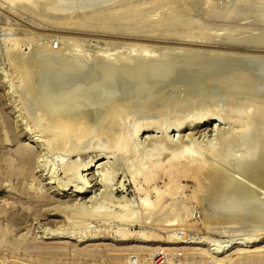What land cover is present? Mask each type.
Here are the masks:
<instances>
[{
    "label": "rangeland",
    "instance_id": "rangeland-1",
    "mask_svg": "<svg viewBox=\"0 0 264 264\" xmlns=\"http://www.w3.org/2000/svg\"><path fill=\"white\" fill-rule=\"evenodd\" d=\"M12 1H13V3H12ZM21 1H24V2H21ZM39 1H40V3H39ZM125 1H126V4L124 3ZM125 1H118V2L114 3L113 6H115V10H116V8L122 10V8L123 9H127V8L133 9V8L137 7L138 9L143 8L147 11V9L150 10L153 7L155 8L156 5L158 4V3H156L157 1H155V0L154 1L149 0L150 3H148V0H129V2H131V3H129L127 0H125ZM253 1L254 0H208V1L207 0H190V1L189 0H173V1L164 0L161 2L164 3L163 4L164 6L162 9L165 10V15H164V11L162 9L161 10L158 9L157 12H156V8H155V10L151 9L150 11H147L149 13L148 17H150V15L151 16L154 15L153 17H155V18L157 17V19H158V17H159V19L162 18L163 24L161 23L162 21H160L161 25L160 24H158L157 26L155 25L156 27L153 25H149V26L150 27L152 26L151 30L156 28L154 30H157L158 32L162 33V32H164V30L169 31V29H170V31H171V29L173 30V29L177 28L180 25V22L183 21L184 18H185L184 20L192 18V19H197V20H201L204 22L206 21L207 23L206 22L205 23L207 26L204 29H206L207 32L208 31L209 32H220L222 30V27L226 26L224 24L228 25V21H236L242 25L250 22L249 23L250 25L249 24L248 25L246 24V25L251 26V24H252V26L254 28L252 26L247 27L246 25L244 27V25H243V28L240 27L242 29L241 30L242 32H240L241 34H240L239 38L243 41L245 38V40L248 41L247 38H249V36H250V37H252V38H249L250 42L256 43V40L258 39L257 43H260V42L263 43L262 41L264 40V25H261L260 22H258L257 20H252L254 18L253 17L254 15H252V13H248L251 15L250 16L247 14V11H246V9L248 10V8L251 6L250 3H252ZM260 1L264 2V0H260ZM35 2H37L38 4L36 5ZM43 2H45V4H42ZM51 2H53V1L52 0H45V1L44 0H38V1L34 0V3H33V0H19V2L17 0H11V1L10 0H0V259H1L0 264H12V262L14 260H16V259H13L14 257L12 259H11V257H9V259H7L6 261L2 260L3 256L8 257V256H11L12 254H17L20 257V259L17 258V261H21V262H26L30 259L31 260L42 259L44 261H50V262L51 261H58L59 263L62 262V264H140L138 262V260L140 261L142 255L146 254V253H148L150 258L152 259L150 264H215L214 259H212V260L210 259L209 261H207L206 259H204L203 254L198 253V250H197V252L195 251V249L192 250L193 247L200 246L199 244H189V243H178L177 244V243L168 242L169 239L181 240V239H185V238L187 239V237H190V236L193 237L194 240L195 239L196 240H206V237L209 236V238L211 240L209 242V246H210V244L212 245L214 243L215 244L218 243L220 245L223 243L225 244V242H226V244H227V241L229 240L228 237L230 236L231 243H229V244L231 245L235 242H237V243L234 244V247L230 248L229 250H227L226 252L221 254V256L228 255V254L231 256H234V257L236 255H241V256L245 255L246 256V255H248V253H251V252H253V253H260L261 252L262 254H264V205H260V204L257 205L256 200L254 198L245 204L247 206V209L241 212L242 215L235 217L233 222H230L231 223L230 225H229V223H226V222L223 223V221L221 222L222 223L221 224V223H219L220 220L218 222V220H216V218H215L216 221L214 220L215 225H214V223L212 225V222H214V221H212L211 223L208 222V220L210 218L208 219L205 216V214L207 212L206 213H203V212H205L206 209L209 210L208 212H211V213L215 212L214 208L212 207L211 204H212V201H214V199L216 198V195H214L213 193H210V192L209 193L206 192L205 195H207V197L209 196L210 199L207 198V201H205V204L202 201L199 204L198 200L193 201L194 199H190V195L194 189V181L184 180L182 182V184H184L183 187L180 189V192L175 196L176 206H180V207L185 206V207H188L191 211L189 213H185V214L181 215L180 218H181V220H183L184 225L178 226V228H179L178 230H175L172 228L174 232L171 229H168V228L162 226V224L164 222H166L167 219L170 220V219H174L177 217L173 213H167V214H158L157 213V214H154L150 218V220L152 221L151 223H144L143 214L141 212L142 209L140 206L141 197L139 195L135 194L134 189H135L136 183H138L140 186L144 187V184L142 182L143 180H142L141 174H140V169L142 167L147 168V163L146 164L140 163L139 166H136V165L132 164V158H127L126 154L124 157V154H120V152L112 153V151H113L112 143H113V139H114L113 137H115V136H113V134L116 135V132L118 133V131L116 129L117 128L119 129V126L122 127L121 125L124 126L126 124L125 127L127 128V131L130 134L134 131V125L133 124L136 123L135 122L136 119L140 118L139 121L140 120L141 121H143V120L149 121V119H151V121H156V119H158V118L160 119V117H161L159 114L160 112L159 111H158L159 113L156 112V110H154L153 107L157 106V105H158L157 107H159L163 103H165V101L167 99L170 100V98H171V100H172L173 98L180 96L181 93H182L181 96H183V94H184V96L187 95L186 90L190 91L191 89H194V91L196 90L198 92L199 89L196 87H199L201 89V91H202V89H205V90L208 89L211 93H213L215 91L217 92V89L213 90L214 86L212 85L213 84L212 81H216L217 79L220 80L219 77H221V76L212 77V79H211V76L209 77V80H211L210 86H212L213 88H211L209 85H207L205 83V76L208 77L206 75V73L200 74L197 72H194V73L190 74L189 76H188V74H185V75L183 74L184 76L182 74L180 76H176L180 80H182L183 79L182 77H184V84L185 85L183 84V81L177 80L176 77L172 78V80L175 79L174 80L175 82H172V80L166 81V83L163 82L165 84H163V83L157 84V82L156 83L153 82L154 87L153 86L152 87L155 89L156 92L154 91L153 88H151V86H150L151 83H150V85H148L149 83L142 84L143 86L140 85L141 86L140 88L143 87V89H144L145 86H147L146 89L140 91L139 90L140 88H137V90H139V91L133 92L134 94L133 93L128 94V96L131 98L133 96V98H132L133 101H137V102H140V104H142L141 102L145 98L146 99L148 98L147 100L143 101L147 104H143V105L149 106V103L151 104L152 102H155L154 100L157 101L159 97L161 98V96L167 95V98L162 97L165 101L164 100L162 101V98L161 99L159 98L160 100H158V101H162L161 102L162 104L161 103L158 104L159 102L151 104L153 111H152V109H150L151 107H149V110L147 109V107H146V109L144 108L145 111H147L146 113L143 109L144 106L141 105V107H142L141 113L139 116H135L136 118L134 117L135 118L134 121H133V117H130L129 120L127 119L129 121V123L126 119H125L126 120L125 123L123 122L124 119H123V121H120L117 124L115 122V125L117 127L114 130H112V129L107 130V129H105V125H104L102 127V130L105 129V131L101 130V132L96 136H95V134H97V130L99 132L101 129L100 126L102 125L101 124L102 120L105 119V121L106 120L110 121L112 119H106V118L103 119L102 118V120H99L98 124H97L98 121L96 123L92 122V124H91L92 126L90 125L91 128H88V127H90L88 125L91 122L87 123V128H88V131L90 130V133H92L94 131L93 129H95V128H97V129H95V133L93 132L94 134L93 133H92V135L90 134L91 137L89 135V132H87L88 133L87 135L89 136V137L87 136L88 139L85 138L86 134L83 135L84 137L80 138V141H83V142H81L82 143L81 149H83L82 151L79 149L80 148L79 147L80 146L79 138H76V137H75L76 139L73 137L72 141H73V143L75 141V145H74L75 149L77 148V146L79 148H77L74 153H71V155L66 153V152L63 153V151H60V150L58 151V149H53L48 145L46 137L44 136L45 134L42 131L43 130V126H42L43 120H41V118L38 117V113H36V112H38V107H39V104L41 103V100L39 101L38 99L37 100L35 99L36 98L35 96H38L37 93L35 92V88L33 89V93L31 91V89L25 90L26 88H28L27 86H26V88L24 87V89H23V86H24L23 83L24 82L19 77L20 74H19L18 70H19V67L21 68L23 66L22 68H24V63L28 62V65L27 64L26 65L28 66V70L30 72V69H29L30 64L29 63H31L30 60H32V63L34 61V63L35 64L37 63V65H35V68L34 67L31 68V72H32V70L37 69V73L35 75H37V77H38V73H39L38 70H40L39 65L40 66L42 65V63L40 64L39 62L43 61V64H44V62L46 64V63H48L49 58L52 59L53 57H55L56 53H59V55H60L61 51L63 52L62 54H65V52H68L69 50L67 49L66 44L67 45L69 44L68 46H71L77 38H82L83 34H80V32H81L80 30L84 29V27H83V29L81 26L79 27L78 22L76 21V20H78L77 18L82 19L81 13H80L79 17H78L79 13H75L76 15L74 14V16H72V18L62 16L61 14H58V12L52 11L49 8V5H47L48 7L46 6V8H45V6H43L46 4H51ZM119 2L120 3L122 2L121 5L119 4ZM136 2H138V3H136ZM145 2H147V3L145 4ZM55 3L57 4V0H54V3H52V4L55 5ZM139 3H141V4H139ZM178 3L179 4H183V3L185 4L186 3V6L190 7L189 10H188V8H185L188 10L187 13L179 15V17H178V15H175L176 10H174V9H178L176 7ZM143 4H145V5H143ZM207 4H208V6H207ZM132 5H133V7H132ZM118 6H119V8H118ZM236 6H239V7H241L242 10H244L243 15H241L244 17L237 18L235 20H230L228 13L231 10H233V8ZM168 7H170V8H168ZM171 7H173V8H171ZM48 8L50 9V12H48L49 11V10H47ZM113 9L114 8H111V11H112L111 13L109 12L110 10H107V12L106 11L102 12L103 18H98L99 14H101V12H100L101 10L100 11L97 9L92 10L91 13L90 12L88 13L87 19H85L83 21L81 20V22H84V23H81V24H84L82 26H85V28H86V29H84L83 32H87L86 36L84 34L83 39H85L86 42L88 40L89 41L87 43H82L83 44L82 46H84L83 47L84 51L88 48L87 51H85L86 54H84V51L81 52L80 51L81 49L78 50V52L83 53L84 55H87V57H88L89 54L91 53V51L96 50L94 52V54L91 53V56H93V55H95V53L96 54L98 53V49H100V48L102 50L106 48L107 50L111 51L112 48H115L116 45H119L118 42H120V41L123 42L126 39H128L127 37L124 36V34L122 36V33L119 32V31H121L120 29H122L119 27L120 26L124 27L125 25L123 26V25L118 24V21L116 20L117 15L115 13V10H114L115 14H113ZM168 9H169V11H168ZM172 9L175 11L174 17L172 16V14L174 13ZM191 9H192V12H191ZM210 9H213V10L210 11ZM160 12L162 13V15ZM169 12L171 13L170 16H168ZM193 12H195L196 14L195 13L193 14ZM198 14L200 17L198 16ZM89 15H92L93 17L92 16L89 17ZM183 15H184V17H183ZM59 16H60V18H59ZM95 16H97L96 17V23H95ZM112 16L115 18H113ZM166 16H167V18H166ZM187 16H188V18H186ZM189 16H190V18H189ZM74 17L76 19H74ZM109 17L111 19L113 18L112 21H111V19H109ZM168 17H170L171 21L167 20ZM176 17H177V19H176ZM65 18H66V21L68 20V18H69V20H71L70 24L72 26H70V24H68V23H65ZM88 18H89V22L91 20L90 23L88 22ZM58 19H59V21H58ZM98 19H100V21L101 20L102 21L100 22ZM214 19H216V21ZM53 20H55V22ZM72 21H75L76 23L73 24L74 22H72ZM106 21L108 22V24ZM114 21H116V23ZM220 21H221L222 25H221V23H219ZM57 22H59L60 24H57ZM62 22H63V24L61 25ZM113 22H114V24L112 25ZM145 22H147V21H145ZM169 22L170 23L174 22L173 24H175V25L171 24L172 27H170L171 25H169L170 24ZM210 22H211V25H210ZM254 22H256V23H254ZM257 22H258V24H257ZM76 24H77V26H76ZM115 24H116V26H115ZM208 25H209V27H208ZM132 26L128 25V26H125L124 28L131 27V28H129L131 30V29H133ZM141 26H143V27H141ZM141 26H140L141 28H138V30H144V29L147 30L148 29L145 27L146 26L145 24H142ZM149 26H147V27H149ZM256 26L258 27V29L256 28ZM259 26H260V28H259ZM77 27H79V28H77ZM107 27L108 28L111 27V28L108 29ZM65 28H67L68 30H66ZM71 28L72 29L77 28V30L75 29L76 32L74 30H72ZM106 28L108 30H110V32H111V30H113L115 32L113 33V31H112V35H111L109 31L107 32ZM197 30L200 31L202 29H200V30L197 29ZM78 31H80V32H78ZM118 32H119V34H117ZM245 32L247 33L248 36L246 35ZM90 33H92L94 35H92ZM106 33L109 35H107ZM249 33H251V35ZM63 34H64V36H63ZM51 35H52V37H51ZM87 35H90L91 37L90 36L88 37ZM70 36H71V38H70ZM246 36H247V38H246ZM67 37H69V38L67 39ZM73 38H75V39H73ZM214 38L216 39L217 43H218L219 39H221V38H219V36L217 37V38H219L218 40H217L216 36H214ZM70 39L72 42L70 41ZM72 39L74 40V42ZM83 39L81 40V42H85V41H83ZM162 39H165V38H162ZM211 39L213 40V38H211ZM108 40H110V41H108ZM18 41H20V42L18 43ZM62 41H64V42H62ZM67 41H68V43H66ZM176 41L177 40L174 41V39L173 40L171 39L169 41L166 40V42H162V43H164L163 45L167 44L166 48H168V49L165 48L166 50L165 49H163V50L165 52H170L169 50H172L173 48H175L177 46L175 48V50L178 47H180L181 51L183 52L182 46H185V47H183V49L188 47V44L182 45L183 44L182 42L180 43L178 41L180 43L179 44L178 42L176 43ZM216 41H214V42L216 43ZM220 41H219L218 45L217 44H215V45H217V46L221 45ZM69 42L71 43V45ZM107 42H108V45H107ZM113 42L115 43V46L111 48V46H113V44H114ZM174 42H175V45H174ZM214 42H211V40H210L208 43L207 42L206 43L208 45H214ZM109 43L111 44V46L109 45ZM86 44H87V47L85 46ZM58 45L61 49L64 48V50L65 49L66 50L65 51L61 50L59 52L58 50L60 48L58 47ZM62 45H64V46H62ZM97 45H99L100 48ZM45 46H48V47H45ZM92 46H94V47H92ZM106 46H108L110 49H108V47H106ZM77 47H79V46H77ZM120 47L117 46L115 48V50L117 49L116 50L117 53L118 52L120 53V54L118 53V55H122L121 53L124 54V52L126 51V48L124 47L125 51L122 52L121 49H118ZM169 47H171V49H169ZM189 47H191V45ZM198 47H201V46H198ZM79 48H77V49H79ZM124 48H123V50H124ZM92 49H95V50H92ZM106 49L103 50L104 52L101 51L102 52L101 55H100V51H99V55L100 56H102V54L107 55L108 52ZM38 50H40V51H38ZM156 50H157V48H156ZM158 50H160V49L158 48ZM175 50H174V52L176 53L178 50L177 51H175ZM110 51H109V53H113V54L116 53V51H114V50H112L111 52ZM153 52H156V51L153 50L151 52V54H154L156 56L158 55L157 53H159V52H156V53H153ZM161 52H163V51L160 50V53ZM172 52H173V50H172ZM51 53L52 54L54 53V54L51 55ZM117 53L115 54V56L112 54V56L116 57ZM125 53L128 54V51H126ZM177 53H179V51ZM253 53L261 54L263 52L262 51L261 52L255 51ZM32 54H34V55H32ZM30 55H31V57H30ZM41 55H43V56L49 55V56L47 57L48 59L46 58L47 60H45L44 58H42L44 60H40V58H39V61H38V58H37L38 62H36V60L32 59V58L38 57V56L41 57ZM59 57H61V56H57V58H59ZM22 62H23V65L21 66ZM262 62L263 61H260V65ZM32 63H31V66H32ZM139 63L141 64L140 61H139ZM139 63H138V65H139ZM262 65H264V63H262ZM27 66H25V68ZM35 71H33V73H35ZM263 71L260 72L262 77L260 76L259 73H257L258 76L255 74V76L257 78L253 74H251V76L247 80L249 82V85H250V83H252V81L254 82L253 86L254 87L256 86L255 90H256V93L258 94V96L256 93L254 94L252 92V89H253L252 87H251V91L249 90L250 88L247 89L245 87V89H246L245 90L243 87V89H244L243 92H245L247 90L250 91L246 94L241 93V92L235 93V91L233 92V90H234V88L232 89L233 85L228 87L229 82H227V83H225V82L230 81L231 84H236V83H238V81L232 82L235 78L230 77L229 78L230 80H229L228 79L229 76H227L225 78H227L228 80L227 79L225 80L224 77H221V79L223 78L222 79L223 81L225 80V82H222V83L228 84L227 86L221 87L224 84L220 83V88H219L218 87L219 84H214V85L216 86V88L218 87V89H220V90H222V88H223V90H224V88H226V89H228V91L230 93L232 92V94H230L228 92L230 94V96H229V98H226L225 96L228 93H226V95H224L223 93H221L222 92L221 91L220 93L223 95V96H221L220 93L218 94V92L217 93L215 92L214 93L215 95L212 96L211 93L209 92L210 94L209 93L208 94L210 95L209 97H210L211 101L214 102L216 100L215 102H217V103H215V102L214 103L212 102V103L214 105L217 104V108H220V106H223L224 109L227 107L231 109L234 107L230 103L228 104L227 100L229 101V99H230V97H232V95L236 94L235 95L236 97L233 96L234 98L238 99V97H239V98H242L243 100H245L244 98L247 99L246 95H248L250 93V95L253 96L252 97L253 99L255 98V99L259 100L258 98L261 95L259 93H261V91H262L263 93H262L261 98L264 97L263 96L264 90H260V89L257 90V88L259 87V82L257 83L258 86L255 83L256 81L260 80L258 78L259 76L261 78V81L263 80V77H264ZM33 73H32V75H33ZM35 75H33L32 77L36 78ZM192 75L194 77H191ZM195 75H197L199 77V79ZM32 77L30 74L31 79H32ZM253 77H255L256 79ZM64 78H68V77L64 75ZM199 80H201L203 82L200 83ZM206 80L208 81V78ZM31 81H33V79ZM31 81H30V83L32 84ZM36 81L38 82V78ZM179 81L182 83H177ZM192 81L196 82V84H193L194 82L192 83ZM247 81L245 82V85L248 83ZM186 82H187V85H188V83L189 84L192 83L193 86H196V87H193V86L191 87L190 85L186 86ZM262 82L264 83V81H262ZM79 83L76 82L75 84H79ZM88 83L89 82H87L86 84H88ZM99 83H100V80L97 79L92 84H95V85L100 87ZM175 83H177V84H175ZM203 83H205L204 86H206L207 88L203 87V85L202 86L200 85L201 87L197 86L198 84H203ZM242 83L243 82H239V85L244 84V83L243 84ZM263 83H260L262 87H263ZM34 84H35V81L31 86H34ZM70 84L71 83H69V85L67 84L68 88H67V85L65 87L64 86H62V87L64 88V90H68L69 88L72 90V88H74L75 84L74 83H73V85L72 84L70 85ZM155 85H156V87H157V85H159L160 88L162 87L161 92H159L160 88H158L159 90L156 89ZM31 86L29 88H31ZM97 86H95V87L93 86L98 91V92H96V93H98L96 95H102V93H104L103 96H101L102 99L100 96H96V99H98V97H99V99L97 100V103H98V105H99V102L101 103L100 108H103V107L105 108L104 104L106 105V101H108V97L109 98L111 97V98L109 99L110 102L109 101L107 102V105H108V103L109 104L110 103H113V104L117 103L116 101L119 100L118 90L117 91L115 89L113 90V89H111L110 86L107 87V85L101 84L102 89L105 86L106 88L104 87V89L108 91L109 96H106V94H107L106 91L104 89L102 91L101 87H100V89L96 88ZM183 86H184V88H183ZM236 86H237V84L235 85V87ZM187 87L189 90L187 89ZM247 87H249V86H247ZM148 88L152 91H150ZM163 88H164V90H163ZM176 88H177V90H176ZM185 88H186V90H185ZM95 89H92V93L90 92L88 94V92H87L86 103H84L85 98H86L85 94H84V95H82L83 99H81L82 97H80V98L77 97L75 102L77 100L79 102L78 103L76 102V105H72V106H68V107L69 108L73 107V109L76 108V110H77V109H80V107L83 108L87 104L92 105L91 100H93V97L95 96V94H94V92L96 91ZM229 89H232V90H229ZM263 89H264V87H263ZM109 90H110V92H109ZM146 90H148L149 92L147 91L146 95H145ZM184 90H185V93H183ZM205 90H203L204 93L206 92ZM238 90H240V89L237 88V91ZM89 91H91V89ZM100 91H102V93ZM114 91H116L118 93H116ZM177 91L179 92L178 93L179 95H177L175 93ZM111 92H112V94H111ZM167 92L169 93V96H168ZM142 93H144V94H142ZM148 93H149V95H148ZM170 93H172V94L170 95ZM204 93H203V95H204ZM131 94H132V96H131ZM135 94L136 95L138 94V96L141 95L142 97H144V96L145 97L142 100L141 96L136 97ZM160 94H161V96H160ZM173 94H174V97H173ZM88 95H91V96H88ZM115 95H117L118 99L116 98ZM205 95H207V93ZM240 95H242V97H240ZM255 95L258 98H256ZM105 96H106L107 100H106V98H104ZM119 96H121V95L119 94ZM58 97H60V96L58 95L57 98ZM149 97H151L152 99ZM222 97L226 98V99L224 100ZM227 97H228V95H227ZM89 98H90V101L88 100ZM134 98L135 99L137 98V99L134 100ZM203 98H205V97L203 96ZM220 98H222V100ZM26 99L27 100L29 99L30 101L29 100L27 101ZM80 99H81V101H80ZM94 99H95V97H94ZM103 99L105 102L103 101ZM205 99H208V98H205ZM217 99H219V101ZM148 100H150L151 102L150 101L148 102ZM174 100H176V99H173L172 101H174ZM248 100H250V98L247 99V102H248ZM34 101H35V103H34ZM87 101H89V102H87ZM172 101H171V103H172ZM222 101H223V103H222ZM224 101L226 104L224 103ZM36 102H37V105H36ZM71 102H72V104H74V101H71ZM90 102H91V104H90ZM197 102H199V101L197 100ZM263 102H264V100H263ZM82 103H84V104H82ZM94 103H95V105L97 104L96 100ZM244 103H246V102H244ZM77 104H79L80 107H77ZM224 104L226 107L224 106ZM259 104H261V102ZM263 104L264 103H262L260 105V107L263 106ZM31 105H33V106L31 107ZM34 106H35V110L33 108ZM101 106H103V107H101ZM212 107H214V106H212ZM212 107H209V110H210L209 112H212V110H214V108L212 109ZM36 108H37V110H36ZM241 108H245V106H242ZM261 108H264V106ZM155 109H157V108H155ZM70 110H72V109H70ZM228 110H226V111H228ZM256 111H258V109H256ZM153 112H154V114L152 115ZM148 113L151 115H149ZM147 114L149 115V117ZM258 114H260V112ZM141 115L143 118H141ZM221 115H224V114H221ZM221 115H219L218 117H216L217 115H212V117L210 119L202 122L200 127L187 128L183 131L174 130V131H171L167 134H169L170 138H173L177 142L181 141L184 143V145L186 144L185 147L190 149L192 152L200 153V155L202 157L205 156V158L207 156L208 159L210 157L209 160H211V161L215 160L214 161L215 163H217L216 162V160H217L218 164L220 163L219 166L221 168L222 167L225 168L224 170L227 171L228 173L233 172L231 174H234L236 176V178L239 177V180L248 184V186H250V188L253 190L254 193H256L254 190H257L258 192L261 191L262 192L261 194H263L264 193V187L261 184H259V182L264 180V165L263 166L261 165L262 163H264V150L262 152H260L259 154H257L258 155L256 157L257 163L249 162L247 160V161H241L240 163L237 162V163L233 164V162H231V159L227 156L226 151L234 153L235 150H237L238 148L240 149L242 147V145H239V143H241V141H239V140L235 139V137H233V135H237L236 133H238V130H240L242 127H240L239 125L237 126V124H240L239 123L240 121H239V118H237L236 116H234V117L228 116V117L232 118V120L230 118H229L230 120H227L228 117L226 118L225 117L226 115H224V117L226 119V120H224L223 119L224 117ZM150 116L153 118H151ZM203 117H204V115H203ZM161 119H162V117H161ZM224 121H226V122H224ZM121 122H122V124H121ZM256 125H257V123L255 124V126ZM114 126H111V127L113 128ZM233 126H235V127H233ZM129 127H130V129H129ZM109 128H110V126H109ZM150 128H149L150 130L143 129L142 131H140L138 133L139 136L138 135L136 136L137 144H139V146L137 147L139 149V153L143 152L144 149L149 148L151 146V144H153L155 142V140L157 139V137H156V139L154 138L155 136H162L163 135L159 129L155 128L153 130L154 126H150ZM222 129H224V130L227 129V130L231 131L230 132L231 134L229 133L230 134L229 137L220 138V131H222ZM106 131H109L107 134L108 136L106 135V133H104ZM232 131L234 132V134L232 133ZM111 132L112 133L114 132V133L112 134ZM254 134L258 136V134H256V133H254ZM254 134L252 135V141H253V138L256 137V136L253 137ZM103 136H104V138H103ZM149 136H150V139H149ZM152 136H153V139L151 138ZM193 137H194V139H193ZM137 138H138V140H137ZM258 138H257V142H256V140H254V144L256 146H262L263 143H262L261 137L259 136ZM262 139L264 142V137ZM45 140H46V142H45ZM77 140H78V144H77ZM93 143H95V144L93 145ZM101 143H102V145H101ZM21 146L22 147H28V148L32 149V158H31L30 162L29 161H22V159L20 158V154H19L18 150ZM84 147H85V149H84ZM108 147L110 150L108 149ZM209 147H214V150L213 149L210 150ZM235 147L237 149H235L233 151V148H235ZM94 148H96L97 151ZM99 148L102 149L103 152L101 150H99ZM216 149H218V150H216ZM17 151H18V153H16ZM169 151H170L169 149L164 150V152L168 153V154L165 156V153L163 152V154H161L162 160L167 159V157L170 155ZM245 151L248 152V150H246V149H245ZM77 152H78V154H77ZM132 152H133V150H132ZM127 154L129 155L130 153L128 152ZM163 157H165V158H163ZM140 158H142V160H143L144 156H141ZM77 159H78V162H80L81 164H85V163L87 164L86 169L79 170V171L74 170V172L73 171L66 172V174H65L63 166H65V164L66 165L71 164L74 161H77ZM110 166L113 170H111ZM103 170H104V172L107 170L106 173H108L109 171H114L117 174V177L114 180V182H111V183L108 182L107 183L106 181L105 182L103 181V175L101 176V174H99ZM252 173H256V175L258 176L257 181H254L251 177L249 178L250 174H252ZM78 177H79L80 181H78ZM134 177H136L135 178L136 183H134ZM52 178H54V179H52ZM100 178H102V179H100ZM83 180H84V183H82V184H84V185L81 184V182H83ZM101 180H102V182H100ZM50 182H53V183H50ZM166 182H167L166 178L163 177V179L160 178L157 181V183L154 185L155 186L157 185V187L159 186V188L164 189ZM231 183H232V187H233L234 183L231 182L230 180L227 181V184H226L227 186H226V190H225L224 194L231 193V191H228V188L230 187ZM207 184L210 185L211 181L208 182ZM123 185H124V189H122ZM79 186L80 187L85 186L87 188V191L83 194H80V196L78 197V196H76V193H74L75 192L74 189L78 188ZM235 187H236V185H235ZM229 189H232V188L230 187ZM233 189L236 190V188H234V187H233ZM237 189H239V188H237ZM105 193H109L108 197H110V194H112V197H110L111 199H109L107 197L105 199L104 197L107 195L106 194L105 196H103ZM44 195H46L47 197ZM100 195L103 197L102 199H101ZM123 195L125 196V198L128 202L127 206H125V207L126 208L135 207V209L138 210V219L141 223L138 221H136L134 223H132V222L130 223V221H124V222H126L124 224L123 220H120L119 217L113 218V217L108 216L114 212H120L122 210L124 205L119 200L122 197H124ZM151 196H152L151 198L154 199L155 193H152ZM212 198H213V200L211 201ZM40 199H42V200H40ZM37 200L38 201L40 200L41 202L38 203ZM96 201H97V203H96ZM170 201L171 200H168L167 202H165V204H169ZM76 204H78L80 207H82L83 209H86V210H87V208L89 210L91 207H92L90 209L91 211H93V209L94 210L98 209L100 212H102L104 214L98 215L96 217L95 216L90 217V215L80 216V215H85V214L74 215L75 212L73 211L74 212L73 213L71 208L73 207V209H74L76 207ZM198 204H199V206H198ZM66 208L68 211L66 210ZM69 208L71 209V211L69 210ZM57 211H59V212H57ZM213 215H215V213ZM136 218H137V216H136ZM203 220H204V222H203ZM216 222H218V223H216ZM207 223L209 224L208 228L205 227V224H207ZM147 224H148V226H145ZM226 224H227V227L229 225L232 229L230 227L226 228ZM210 225H212V227ZM61 228H63V229H61ZM124 228H126L125 229L126 231L133 232V234H132V237H134L133 239L119 240L120 236H119L118 232L120 229H124ZM227 230H229V232ZM232 230H234V231H232ZM143 231L147 232L148 234H150L151 232H154V234H156V236L153 237L154 240L149 241V242H143L141 237H140L141 235L138 233V232H143ZM45 232H48L49 234L45 233ZM50 232H51V234H55V233L56 234L51 235ZM223 232H226V234L225 233L223 234ZM172 233L175 234L174 237H170V234H172ZM44 235L45 236L48 235L51 237H49V238L42 237ZM190 238H188V240L193 239V238H191V239ZM239 241L241 242V244L238 243ZM41 244L46 245V246H60L61 245V247H63V248L53 249V250H44V251L43 250L42 251L37 250L36 249L37 246H39ZM214 246L215 245H212L211 248ZM179 247L182 249H180ZM205 247H208V245ZM159 248H166L168 251L165 249L162 251V249H159ZM168 248H170V249H168ZM172 248H173L172 251H174V248L175 249L177 248L179 251L176 252V250H177L176 249L174 252H171ZM185 248H187V249H185ZM13 250H14V252H12ZM58 250H60V251H58ZM165 251L168 252L169 254L166 253ZM192 251H194V252H192ZM137 252L138 253L140 252V253L138 254ZM170 252L172 254L174 253L173 255L175 257H171L173 255H170ZM188 252L190 254L192 252V254H193V255L192 254L188 255L189 257L191 256L190 262L188 261L189 260V257L187 256ZM163 253L168 254V255H166L168 257H165V255ZM175 253H176V255H175ZM177 254H179L180 257ZM167 258H170L171 260L170 259L167 260ZM186 258H188V259H186ZM176 260H178V262ZM185 260H187L188 262H186ZM171 261H173V262H171ZM238 262L239 261L232 262V263L233 264H251L252 263L249 259H246L243 262H242V260H240V262L239 263ZM232 263H230V264H232Z\"/></svg>",
    "mask_w": 264,
    "mask_h": 264
},
{
    "label": "bare ground",
    "instance_id": "bare-ground-1",
    "mask_svg": "<svg viewBox=\"0 0 264 264\" xmlns=\"http://www.w3.org/2000/svg\"><path fill=\"white\" fill-rule=\"evenodd\" d=\"M17 1L19 2V0H17ZM52 1L53 2H51V4H46V5H43V6H45V8H46V6L49 5V8L52 11L58 12V14H61L62 16L69 17V18L70 17L72 18V16H74L75 13H79L78 14V17H79V15L81 13L82 14V19L81 18H77L76 16L75 17L78 19L76 21L78 22L79 27L81 26L82 29H83V27H84V29H86V28H85V26H82L84 24H81V23H84V22H81V20L83 21V20L87 19L88 13L89 12L91 13L92 10H96V9L99 10V11L101 10L100 11L101 14H99L98 18H103L102 12H104V11L107 12V10H110L109 12L111 13L112 12L111 11V8H114L113 9V14L116 13V15H117L116 16L117 17L116 20L118 21V24L119 25H123V26L124 25L125 26H128V25H131L132 26L133 25L132 26L133 29H131V30L129 29L131 27L124 28L125 26L124 27H122V26L119 27V28H122V29H120L121 31H119L117 29L120 33H122V36L124 34V36L128 38V39H126L127 41L126 40L123 41V42L120 41V42H118L119 45H116V46H115V43L114 42H113L114 43L113 46H111V44H110L111 42L109 43V45L111 46V48L114 47V46H115V48L117 46H119V47L121 46L118 49H121L122 52H124L125 51V48H126V51H128V54H126L125 53L126 51H125L124 52L125 55L123 53H121L122 55H118L119 52L117 53V51H116L117 49L115 50V48H112V50L116 51V53H117L116 57H114L116 53H114V54L113 53H109L110 50H107L105 48L107 50L108 54L107 55H103L102 54V56H100L101 53L104 52L103 50H105V49L102 50L100 48V46L97 45L100 48V49H98V53L97 54L95 53V55L91 56V53L94 54V52L96 51L95 49H92V50H95V51H91V53L87 57V55H84V54H86L85 51H87L88 48L84 51L83 50L84 49L83 48L84 46H82L83 45L82 43H87L89 40L86 42V40L83 39L84 38V34L86 36V33H87V32H83L84 31V29H83V30H80L81 32L78 31V32H80V34H83V37L82 38H77L75 40V42L73 40L75 38H73L72 40H73L74 43L71 45V43L69 42L71 46H68L69 44L68 45L66 44V47L69 50L68 52H65V54H62L63 52L61 50L65 51L66 49L64 50L63 47H62L63 49H61L59 47V45H58V47L60 48L58 51L59 52L61 51V54L60 55H59V53H56L55 54V57H53L52 59L49 58L48 63H46V64H45V62L43 64V61L42 62L41 61L39 62L40 64L42 63V65L41 66L39 65L40 68L38 67L40 69V70H38L39 71L38 77H37V75H35L37 73V69H34L31 72V68L32 67L35 68V65H37V63L35 64L34 61L32 63V60H30L31 63H32V66H31V63H29L30 64L29 65L30 72H29L28 66H27L28 65V62L27 63L26 62L24 63V68H22L23 67L22 66L23 65V62H22V64H21L22 67L21 68L19 67V70L18 71H19V74H20L19 77L24 82L23 83V85H24L23 86V89H24V87L26 88V86H27L28 88H26L25 90L31 89V91L33 93V89L35 88V92L38 95V96H35L34 95L36 97L35 99L36 100L38 99L39 101L41 100V103L39 104V107H38V112H36V113H38V117H40L41 120H43L42 121L43 122L42 123V126H43V130L42 131L45 134V135L44 134L43 135L46 137V140H47L48 145L51 148H53V149H58V151L60 150V151H63V153L66 152V153H68L70 155H71V153H74L76 151V149L79 148V147H80L79 149L82 151L83 149H81V146H82V143L81 142H83V141H80V138L81 137H84L83 135L86 134L85 138L88 139L87 138V136H88L87 135L88 134L87 132H89V135L90 134L92 135L93 132L95 133V129H97V128L93 129L94 131L92 133H90V130L88 131V128H91L92 122L93 123H96L98 121L97 122V124H98L99 123V120H102V118L103 119L104 118H106V119H112V120H110V121L109 120H106L105 121V119L102 120V123L100 122L102 124L100 126L101 129H100L99 132L97 130V134H95V136L98 135L101 132L102 127L104 125H105V129H107V130L108 129L109 130L110 129L114 130L117 127L115 125V122L117 124L118 122L123 121V119H124L123 122L125 123V121L127 119L129 120L130 117H133V121H134V119L136 118L135 116H139L140 113H141V109H142L141 105L147 104V103H145L143 101L147 100L148 98L147 99L145 98L143 100V98L145 96L142 97L140 95L141 98H142V100H143L141 102L142 104H140V102H137V101H133L132 100V98H133L132 94H131L132 98L129 97L128 94L129 93H133L135 91H139V90L142 91V90L146 89L147 86H145L144 89H143V87L140 88L141 87L140 85H142V84L149 83L148 85H150V83H151L150 86H151V88H153L154 87L153 86V82H155V83L157 82V84L158 83H163V82L166 83V81L172 80L173 77L180 76L181 74L182 75L183 74L184 75L185 74H188V76H189L190 74H192L194 72H197V73H200V74H205L206 73V75L208 77L205 76V83L207 85H209V86L211 84L210 83L211 80H209V77L210 76H211V79H212V77H216V76L219 77V76H221V77H224L225 80L227 79L225 77L229 76L228 79L230 77L235 78L232 82L238 81V83H236L237 86L235 87L236 84H231L230 81H226L225 82V80L223 81L222 80L223 78L221 79V77H219L220 80H218V79L216 80L215 79L216 81H212L213 82L212 85L214 86V88L212 86H210V87L213 88V90L214 89H217L218 94L221 91H222L221 93H223L224 95H226V93L229 92L228 89H226V88H224V90L226 89L225 90L226 92L223 90V88H222V90L218 89V87L220 88V83L221 84H224L221 87L227 86L228 84H229L228 87L233 85L232 89L234 88L233 92L235 91V93L236 92H238V93L241 92V93L246 94V93H248V92L251 91V87L253 88L252 89V92L254 94L256 93V90H255L256 89V86L255 87L253 86L254 85L253 84L254 82L252 81L253 79L251 80L252 83H250L251 86L249 85V82L247 80L249 79V77L251 76V74H253L254 76L256 74L258 76L257 73L260 74V72H262L264 70V65H262V63H264V54H263L264 53V40L262 41L263 43H261V42L260 43H257V40L258 39L256 40V43H252V42L249 41V38H252V37L249 36V38H247L248 35H247L246 32H245L246 35H247L246 38L248 39V41H246L245 38H244V41L239 38L240 37V34H241L240 32H242L241 31L242 29L240 27L243 28V25L245 27L246 24L248 25L250 23L249 21H248L249 23H245L244 22L245 24H243V25L242 24H239L236 21H228V25L227 24H224L226 26L225 27H222V30L221 31L219 30L220 32H209V31L207 32V30L204 29L207 26L206 25V23H207L206 21H205L206 22L205 23L204 21L197 20V19H192L191 18V19L184 20L185 19L184 18L183 21L180 22V25L178 24L179 26L178 27L176 26L177 28L173 29L174 31L172 29L170 31V29L167 27L169 29V31L164 30V32L161 33V32H158L157 30H154L156 28H154V29L151 30V27L152 26L150 27L149 25H153V26H155V25L157 26L158 24L161 25V23L163 24V19L162 18L159 19V17L157 19V17L156 18L153 17L154 15L153 16L150 15V17H148V14L149 13L147 11H150L151 9H154L155 10V8H156V12L158 11V9L161 10L163 8V6H164L163 5L164 3H162L161 1H164V0H155V1H157L156 3H158L156 5V7L155 8L154 7L153 8L150 7L151 9L150 10L147 9V11L145 9H143V8L142 9H138L137 7L133 8V9L132 8L131 9H129V8L123 9L121 6L120 7L122 8V10L117 9V8L115 10V6H113V4L116 3V2H118V1H125V0H57V4L55 3V5L52 4V3H54V0H52ZM127 1L129 2V0H127ZM171 1H173V0H171ZM21 2H24V1H21ZM12 3H13V1H12ZM33 3H34V0H33ZM35 3H36V5L38 4L37 2H35ZM39 3H40V1H39ZM121 3L119 2L120 5H121ZM124 3L126 4V1ZM129 3H131V2H129ZM136 3H138V2H136ZM146 3L147 2H145V4ZM148 3H150L149 0H148ZM42 4H45V2H43ZM139 4H141V3H139ZM145 4H143V5H145ZM208 4H207V6H208ZM250 5L251 6L248 8V10L246 9L247 14L248 13H252V15H254L253 16L254 18L252 20H257L258 22H260L261 25H264V2H262L260 0H254L252 3H250ZM132 7H133V5H132ZM173 7H171V8H173ZM176 7L178 8V9H174V10H176V14H175V11L172 9L173 12H174V13L172 12L173 13L172 14L173 17H174V14L175 15H178V17H179V15H182L184 13H187V11L190 9V7L186 6V3L185 4L184 3L183 4H179L178 3ZM49 8L47 9V10H49L48 12H50V9ZM118 8H119V6H118ZM168 8H170V7H168ZM185 8H188V10L185 9ZM114 10H115V13H114ZM212 10L213 9H210V11H212ZM163 11H164V15H165V10H163ZM168 11H169V9H168ZM191 12H192V9H191ZM243 12H244V10H242L241 7L236 6V7L233 8V10H231L228 13V15L230 17V20H235L237 18L244 17V16H241V15H243ZM194 13L195 12H193V14ZM170 14L171 13L169 12V15L168 16H170ZM161 15H162V13H161ZM248 15H250V14H248ZM60 16H59V18H60ZM90 16H92V15H89V17ZM198 16H199V14H198ZM75 17H74V19H76ZM96 17L97 16H95V23H96ZM183 17H184V15H183ZM69 18H68L67 21H66V18H65V23H68V24L71 23V20H69ZM113 18H115V17H113ZM166 18H167V16H166ZM186 18H188V16ZM189 18H190V16H189ZM109 19H111V18L109 17ZM112 19H111V21H112ZM176 19H177V17H176ZM98 20L100 21V19H98ZM167 20H170V17H168ZM214 20L216 21V19H214ZM53 21L55 22V20H53ZM58 21H59V19H58ZM145 21H147V22H145ZM160 21H162V22L160 23ZM72 22H74L73 24L76 23L75 21H72ZM88 22H89V18H88ZM90 22H91V20H90ZM114 22L116 23V21H114ZM114 22L112 23V25L114 24ZM258 22H257V24H258ZM173 23L171 22L169 25H171ZM219 23H221V21ZM254 23H256V22H254ZM57 24H60V23L57 22ZM62 24H63V22L61 23V25ZM107 24H108V22H107ZM142 24H145L146 25L145 27L148 28V29L147 30H145V29L144 30H138V28L143 27V26H141ZM173 25H175V24H173ZM210 25H211V22H210ZM221 25H222V23H221ZM70 26H72V25L70 24ZM76 26H77V24H76ZM115 26H116V24H115ZM147 26H149V27H147ZM251 26H252V24H251ZM251 26H247V27H251ZM79 27H77V28H79ZM170 27H172V25ZM208 27H209V25H208ZM77 28H73V29L71 28V29L75 31V29L77 30ZM110 28H108V29H110ZM256 28L258 29L257 26H256ZM259 28H260V26H259ZM65 29L68 30L67 28H65ZM108 29H107V32L108 31L110 32V30H108ZM197 29H199V30L202 29V30L198 31ZM112 31L113 30H111V32H110L111 35H112ZM114 32L115 31H113V33ZM119 32L117 34H119ZM90 34H92V33H90ZM249 34L251 35V33H249ZM92 35H94V34H92ZM107 35H109V34H107ZM63 36H64V34H63ZM87 36L89 37L90 35H87ZM214 36H216V38L218 36H219V38H221V39L217 38V40L218 39H219V41L221 40L220 41L221 45L217 46L218 43H219V41L217 43V41L214 38ZM51 37H52V35H51ZM68 38L69 37H67V39ZM70 38H71V36H70ZM162 38H165V39H162ZM211 38H213V40ZM82 39L85 42H81ZM171 39L172 40L174 39V41L177 40L176 43L178 41L180 43L182 42L183 43L182 45L188 44V47H186V48L183 49V47H185V46H182L181 45L182 46V50H183V52H182L180 47H178L175 50V48L177 46L176 47L174 46L175 48L172 49L173 52H172V50H169L170 52H165L163 49H165L167 47L166 46L167 44L166 45H163L164 43H162V42H166V40L169 41ZM209 39L211 40V42L216 41V43L214 42V45H208L207 43L210 41ZM68 41L66 43H68ZM70 41H71V39H70ZM108 41H110V40H108ZM19 42L20 41H18V43ZM62 42H64V41H62ZM215 44H217V45H215ZM107 45H108V42H107ZM174 45H175V42H174ZM190 45H191V47H189ZM62 46H64V45H62ZM77 46H79L80 48L77 47ZM85 46L87 47V44ZM198 46H201V47H198ZM45 47H48V46H45ZM92 47H94V46H92ZM106 47H108V46H106ZM77 48H79V49H77ZM123 48H124V50H123ZM156 48H157V50H156ZM158 48L160 50H162L164 53L163 52L160 53V50H158ZM108 49H110V48L108 47ZM166 49H168V48H166ZM169 49H171V47H169ZM78 50H80L81 52L84 51V54L78 52ZM153 50L156 51V52H159V53H157L158 54L157 56L154 55V54H151V52ZM174 50L175 51L178 50L179 53H177L178 52L177 51L176 52L177 54H176L174 52ZM38 51H40V50H38ZM99 51H100V55H99ZM255 51H259V52L262 51L263 53H261V54H259V53H253ZM156 52H153V53H156ZM53 54L51 53V55H53ZM112 54L114 56H112ZM32 55H34V54H32ZM48 56L49 55H44V56L41 55V57L38 56V57H34L32 59H34V60H36V62H38L39 61V58H40V60H44V59L47 60L48 59L47 58ZM57 56H61L62 58L61 57L57 58ZM30 57H31V55H30ZM37 58H38V61H37ZM42 58H44V59H42ZM135 61L136 62L138 61V62L136 63ZM139 61L141 62V64L139 63ZM260 61H263L261 63V65H260ZM138 63H139V65H138ZM25 66H27V67L25 68ZM33 71H35V73H33ZM29 73L31 74V77L33 75L36 76V78L35 77H32L33 81H31L32 79L30 78V74ZM32 73H33V75H32ZM263 73H264V71H263ZM64 75L67 76L68 78H64ZM195 76H197V75H195ZM260 76L262 77L261 74H260ZM260 76L258 77L260 80L258 79L259 81H256L255 83L257 84L259 82V87L257 88V90L258 89L264 90L263 89L264 83L262 82V81H264V77H263V80L261 81ZM191 77H194V76L192 75ZM255 77H253V78H255ZM37 78H38V82L36 81ZM182 78L183 79L180 80L179 78L176 77L177 80L183 81V84H184V77H182ZM207 78H208V81L206 80ZM97 79L100 80V83H99L100 87H101V84H102V85H107V87L110 86L111 89H113V90L114 89L116 91L118 90L119 93L116 92V91H114V92L118 93V97H119V100L116 101L117 102L116 104H113V103H110L109 104L108 103V105H107V102L111 98V97L110 98L108 97V101H106V105L104 104L105 108L103 106H101L103 108H100V104L101 103L98 101L99 102V105H98L97 100L99 99V97H98V99H96V96H100V97L103 96L104 93H102V91H103V89H104L105 86L103 87V89L101 87V90L102 91H100V92L102 93V95H96V94H98V93H96L98 91L94 87L97 86V85L92 84V83L95 80H97ZM198 79H199V77H198ZM174 80H172V82H175ZM201 80H199L200 83L203 82ZM30 81L32 82V84L35 81L34 86H31L32 84L30 83ZM180 81L177 82V83H182ZM246 81L248 82L247 83L248 85L247 84L246 85L249 86V87H247L245 85V82ZM76 82L77 83L80 82V83L79 84H75ZM87 82H89V83L86 84ZM193 82L194 81H192V83ZM222 82H225V83L229 82V83L228 84H225V83H222ZM239 82H243L244 84L242 83L243 85H239ZM69 83H71L72 85L74 83L75 84L74 88H72V90L70 88H69L70 90L69 89L68 90H64V88L62 86L65 87L67 84L69 85ZM165 83H163V84H165ZM177 83H175V84H177ZM192 83L191 84L188 83V85H187V82H186V86H189L190 85L192 87L193 84H196V82H194L193 84ZM205 83L198 84L197 86H200V85L202 86L203 85V87H206V86H204ZM260 83H263V87L261 86ZM214 84H219V86L217 85L218 87L216 88V86ZM29 85L31 86V88H29L30 87ZM68 85H67V88H68ZM257 86H258V84H257ZM100 87L97 86L96 88H99L100 89ZM155 87H156V85H155ZM193 87H196V86H193ZM243 87H244V89H245V87L247 89L250 88L249 89L250 91L247 90V91L243 92V90H244ZM137 88H140V89L137 90ZM158 88H160L159 85H157L156 89H158ZM183 88H184V86H183ZM196 88L199 89L198 92L196 90L194 91V89H191V88H190L191 89L190 90L191 92H190V91H187L186 88H185L187 95L184 96V94H183V96H181V94H182L181 93L180 94L181 97L180 96H177V95H179L178 94L179 93L178 91L175 92L177 95L175 93L174 94L178 98L177 97L173 98L174 97V94H173V97L172 96L171 97L173 99H176V100L172 101L173 99L171 100V98H170V100L172 101V103L168 99L166 101L163 99L164 97L167 98V95L161 96V94H160L161 98L163 97L162 98V101L164 100L165 103L162 104L161 103L162 101H158V100L161 99L159 97L160 99L158 98L157 101L154 100L155 102H152L151 104L156 103V102L157 103L159 102L158 104H160V103L162 104L159 107H157L158 105L153 107V109L156 110V112H158V111L160 112V113L159 112L158 113L160 114V116L162 117V119L160 117V119L158 118V119H156V121H151V119H149V121H145V120H143V121L140 120L139 121V119H140L139 118V119H136L137 121L135 120V122H136L135 124H133L134 122L132 121L133 122L132 124L134 125V131H133L134 133L132 132V133L129 134V132L127 131V128L125 127L126 124L124 126L121 125L122 127L119 126V129L118 128L116 129L118 131V133L116 132V135L113 134L114 132L113 133L111 132L113 134V136H115V137H113L114 139H113V143H112V146H113L112 153L120 152V154H124V157H125V154H126L127 155L126 156L127 158H132V164H134L136 166H139L140 163L141 164H146L147 163V168L142 167L140 169V174H141V178L143 180L142 182L144 184V187H142L138 183H136V179H135L136 177H134V183H136L134 191H135V194H137V195H139L141 197L140 206H141V209H142L141 212L143 214L144 223H151L152 221L150 220V218L154 214H157V213L158 214L173 213L177 217L174 218V219H170V220L167 219L166 222H164L162 224L163 227H166L168 229H171L172 231H173V229L178 230L179 229L178 226L184 225L183 220H181V218H180L181 215L182 214H185V213L191 212L188 207H185V206L180 207V206H176V204H175V202H176L175 196L180 192V189L183 187L184 184H182V182L184 180L194 181V189H193V191H192V193L190 195V199H194L193 201L198 200L199 204L201 203V201L204 202V204H205V201H207V198L210 199L209 196L207 197V195H205L206 192H208V193L210 192V193H213L214 195H216V198L214 199V201H212L214 197L211 199V201H212V204L211 205L214 208V211L215 212H213V211H212L213 213L208 212L209 211L208 209H206V211L203 212V213H206L207 212L205 214V216L208 219L210 218L209 220L207 219L208 222H210V223L212 221H214L215 218H216V220H218V222L220 220L219 223H221L223 221V223L226 222V223H229V225H230L231 224L230 222H233V220H234L235 217L242 215L241 212L247 209V206L245 204L248 201L252 200L253 198L256 200V204L257 205H259V204L260 205H264V193L261 194L262 192L261 191L258 192L257 190H254L257 194L254 193L253 190L250 188V186H248V184H246L245 182L239 180V177L236 178V176L234 174H231L233 172L230 171L231 173H228L227 171L224 170L225 168H223V167L221 168L219 166L220 163L218 164V161L217 160H216L217 163H215L214 162L215 160L214 161L213 160L212 161L209 160L210 157L208 159L207 156L205 158V156L202 157L200 155V153L192 152L190 149H188V148L185 147L186 144L184 145V143L181 142V141L180 142H177L173 138H170L169 134H167V133H169L171 131H174V130L183 131V130H185L187 128L200 127L201 126V123L204 122V121H207L208 119H210L212 117V115H217L216 117H218L219 115L224 114V115H226L225 116L226 118L228 116H231V117L236 116L237 118H239V121H240L239 122L240 124H237V123L236 124H237V126L239 125L242 128L240 130L237 129L238 130V133H236L237 135H233V137H235V139L241 141V143H239V145H242V147L240 149L239 148L237 149L235 147V148H233V151L235 149H237V150H235L234 153L233 152L231 153V152L226 151L227 152L226 154L231 159V162H233V164L234 163H237V162L240 163L241 161H247V160L249 162L257 163L256 162V157L258 156L257 154H259L260 152H262L264 150V142H263V139H262L264 137V108H261V107L264 106V104H263V106L260 107V105L262 103H264L263 102L264 97H262L263 99L261 98L263 92L261 91V93H259V94H261L259 98L257 97L258 94L256 93L257 96L256 95L255 96L259 100L255 99V98L253 99L252 98L253 96H251L250 93H249L248 95H246L247 96V99L250 98V100H248V102H247V99L246 98H244L245 100H243L242 98H239V97L237 99V98H234L233 97L236 94L235 95H232V97H230L229 101L227 100L228 104L230 103L234 107V108H231L232 109L231 110L228 107L224 109L223 106H220V108L222 107L221 109L220 108H217V104H215V105L213 104L216 100L214 102L211 101V99L209 97L210 96L209 94L211 92L208 89H206V90L205 89H202V91H201V89L199 87H196ZM237 88H239L240 90L237 91ZM90 89H91V91H89ZM92 89H95L96 90L94 92L95 99L93 97V100H91L92 105H88V104L86 105L85 104L86 106H84L83 108H81L80 105L77 104V107H80V109H77V110H76V108L73 109V107H71V108L68 107V106L76 105V102L77 103L79 102L78 100L75 102V100L77 99V97L80 98L84 94H85V97H86L84 103H86V100H87L86 94H87V92H88V94L90 92L92 93ZM161 89H162V87L160 88V91L159 92H161ZM187 89H188V87H187ZM232 89H229V90H232ZM163 90H164V88H163ZM176 90H177V88H176ZM185 90H184V92L183 91L182 92L185 93ZM203 90H205L206 92L204 93ZM105 91L107 93V94L105 93L106 96H109L108 95V91L107 90H105ZM147 91L148 90L145 91V95H146V92ZM150 91H152V90H150ZM154 91H155V89H154ZM109 92H110V90H109ZM215 92L211 93V95L212 96L215 95L214 94ZM203 93H204V95H203ZM206 93H207L208 96L205 95ZM229 93L227 94L228 97H227V95L225 96L226 98H229L230 94H232V92L230 94ZM111 94H112V92H111ZM119 94L121 96H119ZM142 94H144V93H142ZM171 94L172 93H170V95ZM58 95L60 97L57 98ZM148 95H149V93H148ZM88 96H91V95H88ZM106 96L104 98H106ZM115 96L117 98V95H115ZM135 96L137 97L138 94L137 95L135 94ZM140 96H138V97H140ZM168 96H169V93H168ZM203 96L205 98H208V99L203 98ZM221 96H223V95L221 94ZM263 96H264V94H263ZM240 97H242V95H240ZM149 98H151V97H149ZM222 98H220V99L222 100ZM226 98H223V99L225 100ZM81 99H83V97ZM81 99H80V101H81ZM101 99H102V97H101ZM136 99L134 98V100H136ZM88 100L90 101V98ZM95 100H96V103H97L96 105L94 103ZM106 100H107V98H106ZM150 100H148V102ZM197 100L199 102H197ZM217 100L219 101V99H217ZM71 101H74V104H72ZM89 101H87V102H89ZM103 101H104V99H103ZM243 101L246 102V103H244ZM91 102H90V104H91ZM260 102H261V104H259ZM34 103H35V101H34ZM84 103H82V104H84ZM215 103H217V102H215ZM222 103H223V101H222ZM224 103H225V101H224ZM151 104L149 103V106L143 105L144 106L143 109L144 108L146 109V107H147L148 110H149V107H151L150 109H152ZM225 104H224V106H225ZM36 105H37V102H36ZM32 106L33 105H31V107ZM35 106L33 107L34 110H35ZM212 106H214V107H212ZM242 106H245V108H241ZM209 107H212V109L214 108L215 111L212 110V112H209L210 111L209 110ZM155 108H157V109H155ZM70 109H72V110H70ZM145 109H144V111H145ZM153 109H152V111H153ZM256 109H258V111H256ZM36 110H37V108H36ZM226 110H228V111H226ZM146 112L147 111H145V113ZM154 112L152 113V115L154 114ZM259 112H260V114H258ZM149 115H151V114H149ZM149 115H148V117H149ZM203 115H204V117H203ZM224 115H221V116L224 117ZM225 117L223 118L224 120H226ZM141 118H143L142 115H141ZM151 118H153V117H151ZM229 118L230 117H228L227 120H230V119L232 120V118H230V119ZM89 122H91V123L88 126H90V125L91 126L87 128V123H89ZM224 122H226V121H224ZM128 123H129V121H128ZM256 123H257V125L255 126ZM121 124H122V122H121ZM109 126H110V128H109ZM111 126H114V127L112 128ZM150 126H154L153 130L155 128L156 129H159L162 132L163 135L162 136H155L154 137L155 139L157 137V139L155 140V142L153 144H151V146L149 148L144 149L143 152L139 153V149L137 148L139 146V144H137L136 136L143 129L150 130L152 128V127L150 128ZM254 126L256 128L257 127L258 128L256 129ZM233 127H235V126H233ZM105 129L102 130V131H105ZM129 129H130V127H129ZM224 129H222V131H220V138L229 137V135L231 134L230 133L231 131H229L227 129L224 130ZM108 132L109 131H106L104 133H106V135H107ZM232 133L234 134L233 131H232ZM254 133L258 134V136L255 135ZM253 134H254L253 137L256 136L255 137L256 139L253 138V141H252V135ZM91 135H90V137H91ZM104 136H103V138H104ZM259 136L261 137V140H262V143H263L262 146H256L254 144V140H256V142H257V138ZM73 137L74 138L75 137L76 138H79V141H80V146L79 147L77 146L76 149L74 147L75 141H74V143L72 141V138ZM151 138L153 139V136ZM149 139H150V136H149ZM193 139H194V137H193ZM46 140H45V142H46ZM137 140H138V138H137ZM77 144H78V140H77ZM94 144L95 143H93V145ZM101 145H102V143H101ZM96 148H94V149L96 150ZM209 148H210V150H212V149L214 150V147H209ZM84 149H85V147H84ZM108 149H109V147H108ZM166 149H169L170 150L169 151V154L170 155L167 157V159L162 160L161 154H163L164 150H166ZM245 149L248 150V152L245 151ZM99 150H101L103 152L102 149L99 148ZM132 150H133V152H132ZM216 150H218V149H216ZM18 151H19L20 158L22 159V161H29V162L31 161V158H32V149L31 148L22 147L21 146ZM18 151L16 153H18ZM128 152L130 153L129 155L127 154ZM77 154H78V152H77ZM167 154L168 153H165V156ZM141 156H144L143 160H142V158H140ZM163 158H165V157H163ZM261 165L263 166L264 163H262ZM63 167H64V171H65V174H66V172H71V171L74 172V170L79 171V170L86 169L87 164L86 163L85 164H81L80 162H78V159H77V161H74L71 164H67V165L65 164V166H63ZM110 168H111V166H110ZM111 170H113V169L111 168ZM106 171L104 172V170H103L101 173H99V174H101V176L103 175V181L104 182L106 181L107 183L108 182L109 183L114 182V180L117 177V174L114 171H109L108 170L109 171L108 173H106ZM163 177H165L166 180H167V182L165 183V188L164 189L159 188V186L157 187V185L156 186L154 185V184L157 183V181L160 178L163 179ZM250 177L254 181H257L258 176L256 175V173L250 174L249 178ZM52 179H54V178H52ZM100 179H102V178H100ZM229 180L234 183L233 187L236 188V190L233 189L232 183H231L230 187L232 189H229L230 187L228 188V191H231V193H229V194L227 193L228 194L227 195V194H224V193H225V190H226L227 181H229ZM78 181H80L79 180V177H78ZM210 181H211V184L210 185L207 184ZM100 182H102V180ZM50 183H53V182H50ZM82 183H84V180H83V182H81V184ZM259 184H261L264 187V180L260 181ZM82 185H84V184H82ZM235 185H236V187H235ZM85 186H82V187L79 186L80 188L78 187V188L74 189V191H75L74 193H76V196L79 197L80 194H83V193H85L87 191V188ZM237 188H239V189H237ZM122 189H124V185H123V188ZM152 193H155L154 199L151 198L152 197L151 196ZM108 194L109 193H105L103 195V196L106 195L104 197L105 199H106V197L109 198V199H111L110 197H112V194H110V197H108ZM44 196H46V195H44ZM102 198L103 197L101 196V199ZM40 200H42V199H40ZM40 200L39 201L37 200V202L40 203L41 202ZM168 200H171L170 203L169 204H165V202H167ZM119 201H121L123 203V205H124V207L122 206L123 207L122 210L120 209L121 210L120 212H114V213H112L111 215H108V216L113 217V218L114 217H119L120 220H123V222L124 221H130V223L131 222L134 223L136 221L140 222L139 219H138V210H136L135 207H131V208H126L125 207V206H127V203H128L127 200H126V198H125V196L122 197ZM96 203H97V201H96ZM199 204H198V206H199ZM67 208H66V210H67ZM71 209H72V212L73 211L75 212V213L73 212L74 215H76V214L77 215L85 214V215H80V216H88V215H90V217H93V216L96 217L98 215L104 214V213L100 212L98 209L97 210H94L93 209V211H91L90 209L88 210V208H87V210L86 209H83L78 204H76V207L74 209H73V207ZM71 209L69 208L70 211H71ZM57 212H59V211H57ZM214 213H215V215H213ZM136 216H137V218H136ZM215 221L212 222V225H213V223L215 225ZM203 222H204V220H203ZM218 222H216V223H218ZM125 223L126 222H124V224ZM212 225H210V226L212 227ZM229 225H228V227H230ZM145 226H148V224L145 225ZM205 227L208 228L209 227V224L208 223L205 224ZM228 227H227V224H226V228H228ZM61 229H63V228H61ZM125 229L126 228L119 230V232H118V234L120 236L119 240H130V239H133L134 238V237H132L133 232L126 231ZM227 231L229 232V230H227ZM232 231H234V230H232ZM45 233H48V232H45ZM138 233L141 235L140 237H141V239H142L143 242L153 241L154 240L153 237L156 236V234H154V232H151L150 234H148L145 231L138 232ZM224 233L226 234V232H223V234ZM50 234H51V232H50ZM55 234H51V235H55ZM174 236H175V234H173V233L170 234V237H174ZM42 237L49 238L51 236H48V235L45 236L44 235ZM190 237H187V239L185 238V239H181V240L169 239L168 242H170V243H177V244L178 243L199 244L200 246H196V247H193L192 246L193 247L192 250L195 249L196 252L198 250V253L199 254L200 253L203 254L204 259H206L207 261H209L210 259L211 260L214 259V263L215 264H230L232 262H237V261L240 262V260H242V262H243L246 259H249L252 262L251 264H263L264 263V254H262L261 252H260L261 254L260 253H253V252H251V253H248V255H246V256L245 255L244 256L236 255L234 257V256H231L229 254L228 255L221 256V254H223L224 252H226L230 248L234 247V244L237 243V242H235V243H233V244L230 245L229 244V243H231L230 236L228 237L229 238V240H228L229 242L227 241V244H226V242H225V244L222 242L223 244H220L219 245L218 243L215 244L213 242L214 244H212V245H215V246L212 247V248H211V246H212L211 244L209 246V242L211 241L210 238H209V236L206 237V240H196L195 239L196 241L194 240L193 237H191V238H193L192 240H188V238H190ZM238 243L241 244L240 241ZM207 245H208V247H205ZM61 248H63V247H61V245L60 246H46V245H42L41 244V245L37 246L36 249L37 250H41V251L43 250L44 251V250H53V249H61ZM159 249H162V251L164 249L167 250L166 248H159ZM168 249H170V248H168ZM176 249L174 248V251ZM180 249H182V248H180ZM185 249H187V248H185ZM172 250H173V248L171 249V252H174ZM58 251H60V250H58ZM177 251H179V250L177 249L176 252ZM12 252H14V250ZM171 252H170V255H173L174 253L172 254ZM192 252H194V251H192ZM192 252H191V254H192ZM166 253H168V252H166ZM188 253H187V256L188 255H191L190 253L189 254ZM168 254H164L165 257H168V256H166ZM175 255H176V253H175ZM177 255L179 256V254H177ZM9 257H11V259L13 257H14L13 259H16V260H14L12 262V264H62V262L61 263H59L58 261H51L50 262V261H44L42 259H40V260H37V259L31 260L30 259V260H28L26 262H21V261H17V258L20 259V257L17 254H12L11 256H8V257L3 256L2 260L6 261L7 259H9ZM171 257H175V256L173 255ZM190 257H189V260H188L189 262L191 261ZM168 259H170V258H167V260ZM186 259H188V258H186ZM151 260L152 259L150 258L149 254L146 253V254H143L142 255L140 261L138 260V262L140 264H150ZM0 261H1V259H0ZM176 261L178 262V260H176ZM185 261L188 262L187 260H185ZM171 262H173V261H171Z\"/></svg>",
    "mask_w": 264,
    "mask_h": 264
}]
</instances>
